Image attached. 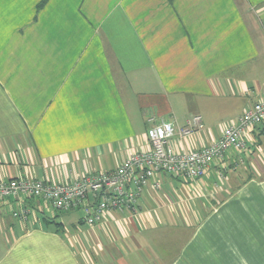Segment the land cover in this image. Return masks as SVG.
Returning a JSON list of instances; mask_svg holds the SVG:
<instances>
[{"label":"crops","instance_id":"obj_1","mask_svg":"<svg viewBox=\"0 0 264 264\" xmlns=\"http://www.w3.org/2000/svg\"><path fill=\"white\" fill-rule=\"evenodd\" d=\"M263 97L264 0H0V179L113 170L161 120L175 151L200 148ZM192 115L203 127L183 134ZM245 138L92 225L0 199V264H264V122Z\"/></svg>","mask_w":264,"mask_h":264},{"label":"built area","instance_id":"obj_2","mask_svg":"<svg viewBox=\"0 0 264 264\" xmlns=\"http://www.w3.org/2000/svg\"><path fill=\"white\" fill-rule=\"evenodd\" d=\"M264 122V97L241 113L237 119L223 129L221 135L211 143L189 151H175L170 138L175 133L171 121L161 120L146 130L149 147L134 152L115 169L85 174L71 182H49L24 177L9 180L0 179V199L20 193L23 196L40 199L60 211L80 207L84 220L92 225L100 221L107 212H136L139 199L149 180L158 174L180 175L194 180L204 176L214 162L221 160L227 151H243L247 148L246 134L256 125ZM200 115L186 120L183 134L202 128ZM158 181L153 187H159ZM97 197L91 203L88 195ZM13 216L27 219L28 212H13Z\"/></svg>","mask_w":264,"mask_h":264},{"label":"rangeland","instance_id":"obj_3","mask_svg":"<svg viewBox=\"0 0 264 264\" xmlns=\"http://www.w3.org/2000/svg\"><path fill=\"white\" fill-rule=\"evenodd\" d=\"M53 211H55L56 212V215H57V221H61V222H63V223H66V222H68L69 220H68V214H65V213H59V212H57L56 210H53ZM69 212H71V211H69ZM78 215V214H77Z\"/></svg>","mask_w":264,"mask_h":264},{"label":"trees","instance_id":"obj_4","mask_svg":"<svg viewBox=\"0 0 264 264\" xmlns=\"http://www.w3.org/2000/svg\"><path fill=\"white\" fill-rule=\"evenodd\" d=\"M46 0H42V4L45 2Z\"/></svg>","mask_w":264,"mask_h":264}]
</instances>
